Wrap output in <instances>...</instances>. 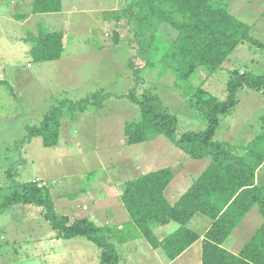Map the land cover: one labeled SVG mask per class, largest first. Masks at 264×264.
Returning <instances> with one entry per match:
<instances>
[{"label": "rangeland", "instance_id": "rangeland-1", "mask_svg": "<svg viewBox=\"0 0 264 264\" xmlns=\"http://www.w3.org/2000/svg\"><path fill=\"white\" fill-rule=\"evenodd\" d=\"M130 1L69 0V5H73L70 17L79 22L76 25L89 23L90 17L95 15L93 9H117L113 19L116 15L124 19L120 20L123 27L121 32L119 30V45L115 41L117 35H112L108 27L98 31L97 22H90L88 28L84 22L75 40L73 32L68 33L73 46L68 47L64 58L36 62L29 50L32 41L25 39L28 34L38 35L35 21L20 22L15 18V15L30 14L31 0H0V79L5 81L0 84V187L28 181H38L41 186L53 184L54 214L66 215L72 221L88 218L99 226L125 221L124 206L116 195L109 197L111 187L117 186L119 192L123 191L126 181L165 168H172L175 175L172 187L165 192L173 204L175 195H181L194 181L195 175L190 171L201 170L210 162V157L192 161L165 136L127 145L125 124L141 115L140 107L126 97L131 89L135 87L139 97L145 92L156 95L163 107L177 116V134L181 137L187 132L202 133L208 127L200 112L189 103L191 89L202 88L224 101L233 70L264 75V31L260 29H264L260 25L264 22L257 21L260 4L256 1L260 0H219L225 7L228 2L236 5V17L252 25L251 36L257 44H241L216 74L209 76L200 69L191 81L177 78L173 68L158 61L159 56L151 55L150 60L154 59L156 66L146 67V60L138 54L135 25L124 18L122 11ZM250 10L253 13L250 14ZM83 16L84 21L80 19ZM90 26L96 31L94 35L86 31H90ZM42 29L47 26L43 25ZM158 36L165 40L162 31ZM158 47L163 49L162 42ZM150 49L153 51L154 46ZM137 68L140 71H136ZM98 92L108 96L102 108L88 107L75 116L69 112L73 103ZM238 98L236 107L221 116L214 140L243 146L245 136H256L260 132L259 129L251 131L256 117L264 115V92L241 89ZM64 102L66 105L62 104ZM58 106L62 107L64 115H69L62 121L61 144L46 147L43 138L31 136L30 131L38 128L44 117ZM183 172L191 178L181 177ZM259 176L264 181V172ZM13 208L0 213V264H101V250L88 239H57L51 220L41 208ZM116 212L119 219L112 221L110 217L115 219ZM124 212L127 214L126 210ZM201 218L205 217L196 216L189 224L198 233L208 226L209 220L204 219V223ZM263 221L260 207L254 206L230 240L237 238L236 244H245ZM176 228L173 223L162 231L167 236ZM124 232L125 237L133 240L126 247L114 246L120 257L119 264H158L155 249L141 237L135 225H129ZM230 244H225L224 248L241 247ZM199 246L201 243L196 245L197 249ZM199 251L196 255L183 256L174 264H200Z\"/></svg>", "mask_w": 264, "mask_h": 264}, {"label": "trees", "instance_id": "trees-1", "mask_svg": "<svg viewBox=\"0 0 264 264\" xmlns=\"http://www.w3.org/2000/svg\"><path fill=\"white\" fill-rule=\"evenodd\" d=\"M62 5V0H33L31 14L59 13ZM133 6L123 10L124 18L135 25L134 38L136 41L139 39L138 54L146 60V67L156 66L155 60H150L151 55L159 56L158 61L173 68L182 81H191L200 69L212 76L222 69L238 46L257 44L251 36L252 27L232 15L219 0H136ZM15 18L24 20L27 15ZM42 28L38 29V35L28 34L26 39L32 41L30 52L33 60H60L64 53L63 34ZM161 31L165 40L158 36ZM171 35L174 38L170 39ZM115 41L118 42L117 36ZM160 42L162 50L158 47ZM152 46L153 51L150 49ZM146 56L149 57L146 59ZM136 71L140 70L137 68ZM230 74L224 101L202 88L191 89L189 103L208 124L202 133L187 132L178 137L177 116L169 113L151 92L139 97L134 87L126 96L140 107L141 112L139 119L125 124L127 145H138L165 136L192 161L210 157L208 167L175 203L171 204L165 195L175 175L172 168H165L124 184L120 201L130 218L125 224L101 227L88 218L72 221L66 215L57 216L54 214L55 186H41L38 181L0 187V213L13 210L15 206L41 208L51 220L57 239H88L101 250V264L120 263L112 239L118 243L128 242L130 239L124 236V230L129 225H135L153 249L161 250L168 261H174L202 238L189 227L196 216L202 215L205 217L201 218L202 222L209 220L202 239V264H264V222L238 254L223 247L254 206L260 207L264 219V187L256 184V173L264 163V130L243 155L214 140L221 116H226L236 107L241 89L264 92V75H253L244 70H233ZM4 83L0 80V84ZM107 97L98 92L73 103L69 112L75 116L88 107L102 108ZM62 104L66 105L65 102ZM67 116L61 106L56 107L44 117L38 128L30 131L31 136H41L46 147L59 146L62 121ZM173 223L177 228L167 236L165 234L163 239L155 234V227Z\"/></svg>", "mask_w": 264, "mask_h": 264}, {"label": "crops", "instance_id": "crops-1", "mask_svg": "<svg viewBox=\"0 0 264 264\" xmlns=\"http://www.w3.org/2000/svg\"><path fill=\"white\" fill-rule=\"evenodd\" d=\"M32 1L33 0H31V4H32ZM69 0H62V7H63V9H62V11L61 12H59V13H51V14H39V15H34V14H31V12H30V14L28 15V14H25V15H28L27 16V18L26 19H24V20H18V21H20V22H27V21H32L33 19H34V21H35V28L37 29V31H38V28H40V27H43V25H45V26H47V30H49V31H56V32H61L62 34H63V36H64V39H63V44H64V53H63V56H62V58H64V56H65V52L68 50V47H70V48H72V44L70 45V43H72L73 41L70 39L71 37L70 36H68V33L69 32H73V34L74 35H72V37H74V40H75V38H77L78 36H79V29L82 27V28H84V22H86L87 23V27L86 28H88V24H90V22H92L93 24H94V22L96 23L97 22V25H96V28H98V31H100V30H102V29H106L107 27L110 29V32H111V34L113 35H117V37H118V40H120V38H121V28L123 27L122 26V22L120 21L121 19H123L122 17H118V15H116V18L115 19H113V17H114V13H116V12H118V11H116L117 9H114V8H112V9H108V8H106V7H100V8H96V9H93L92 11V13H94L95 15H92V17H90V21H89V23L87 22V21H84L86 18L83 16L82 18H80V19H82L84 22L83 23H81V24H77L76 25V23H79L77 20H75L74 19V17H70L72 14H73V5L71 6V5H69V2H68ZM251 1H255V0H251ZM136 2V0H132V1H130V4L128 3L126 6L128 7L129 5H132L133 6V4ZM250 2V1H249ZM257 3H259L260 4V10L258 11V22H264V18L262 17V13L264 12V0H260V1H256ZM31 4H30V6H31ZM226 4V3H225ZM227 5H228V9H229V11H230V13L232 14V15H234L235 17H236V15H235V13L236 12H234V10H235V7H236V5L235 4H232V3H230V2H228L227 3ZM124 10V9H123ZM122 10V11H123ZM133 10H134V12H136V8H135V6H133ZM85 12H88V11H85ZM120 12V11H119ZM237 12H238V10H237ZM251 12H252V10H250V14H251ZM253 13V12H252ZM85 14H88V13H85ZM19 15H21V14H19ZM16 16H18V15H15V17ZM95 17V18H94ZM238 18V17H237ZM97 20V21H96ZM116 20H118V21H116ZM124 20V19H123ZM115 21H116V24H114L115 23ZM244 22V21H243ZM118 23V24H117ZM248 25H250L249 23H247ZM117 25H119V26H117ZM262 27H264V23H262V24H260ZM259 25V26H260ZM251 27H252V25H250ZM91 27V26H90ZM261 30H263L264 31V29L263 28H260ZM119 30H120V32H119ZM87 31V33H92V35H94L95 34V32L96 31H94V29H92V27L90 28V31L87 29L86 30ZM108 33H106V35H107ZM25 39H28V35L25 37ZM115 39H116V37H115ZM71 40V41H70ZM119 43H120V41H118L117 43H116V45H119ZM261 44V43H260ZM261 46V45H260ZM31 47H32V45L30 46V48H29V50H31ZM1 80V79H0ZM240 100V99H239ZM263 120H264V115L262 116L261 114H259L257 117H256V119H255V121H257L256 123H255V127H252L253 128V130L251 131V132H253L254 130H256V129H259L260 130V132L259 133H257V135L258 134H261L262 132H263V130H264V122H263ZM262 122V124L260 125V123L258 124V122ZM258 127V128H257ZM232 127H230V129H231ZM250 132V133H251ZM256 135V136H257ZM255 135H253V134H250L249 136H245L246 137V140L244 141V145L243 146H238V145H233V144H229L228 142H220V143H223V144H225L227 147H229V148H231V149H233L236 153H238V154H240V155H243V154H245L246 153V151H247V148H248V146H250L251 144H252V142L254 141V139H255V137H256ZM219 142V141H218ZM203 160V159H202ZM196 161H200V160H196ZM210 163V162H209ZM209 163L207 164V166L206 167H204L203 169H201V170H197V171H195V170H191L190 171V173H192L193 175H195V177H194V181L190 184V185H188L189 187L201 176V174L204 172V170L208 167V165H209ZM176 171H177V169L176 168H174ZM153 172H155V171H153ZM262 172H264V163L260 166V168L258 169V171H257V173H256V184H258L259 186H262V187H264V181L260 178V173H262ZM151 173V172H150ZM146 174H148V173H143L142 175H140V176H143V175H146ZM139 176V177H140ZM181 177H184V178H191V176H189L188 174H186L185 172H183V174L181 175ZM136 178H138V177H136ZM129 181V180H128ZM127 182V181H126ZM125 182V183H126ZM173 182L174 181H172V183H171V185H173ZM110 184H111V181H110ZM189 184V183H188ZM112 185H113V183H112ZM112 185H110V187L112 186ZM171 185H169V187L167 188V190L170 188V187H172ZM109 187V188H110ZM189 187L181 194V195H175V197L174 198H176V201L189 189ZM116 188H117V186L115 187V186H112L111 187V190L109 191L110 193V195H109V197L110 196H117V198L119 199V201H120V195H121V193L123 192V191H120L119 192V188H117L118 189V191L116 190ZM124 189V188H123ZM166 190V191H167ZM108 192V191H107ZM175 201V202H176ZM174 202V203H175ZM120 203H121V201H120ZM122 204V203H121ZM172 204V203H171ZM123 207V206H122ZM123 210V209H122ZM253 210V209H252ZM252 210L249 212V214L243 219V221L241 222L242 224H243V222H245V220L249 217V215H251V213H252ZM125 210H123V214H125L126 216H127V219L125 220V221H122V222H118V223H103V224H101L100 226L101 227H105V226H116V225H121V224H125L126 222H128L129 221V215H128V213L126 214V212H124ZM117 213L118 212H116V217H115V219H113V218H111L110 217V219L112 220V221H118V219H119V217L117 216ZM264 222V221H263ZM263 222L262 223H260L259 225H258V227H256V230L251 234V235H249V237H248V239H247V241H246V243L245 244H243V245H238V244H236L237 243V238L235 239V241H233V240H230V238L232 237V235H235L236 233H237V231H238V229H239V227L242 225L241 223H240V225L233 231V233L229 236V238L226 240V242L223 244V247H224V245L225 244H227V243H231L230 244V246H235V245H238V246H236L237 248H239L240 246V248L239 249H235V250H229V249H226V250H228L229 252H231V253H233V254H238L240 251H241V249L250 241V239L252 238V236L255 234V232L262 226V224H263ZM171 225L172 224H170V225H168V226H166V227H160V228H158L159 226H157V227H155L154 228V231L155 232H157L156 233V235L160 238V239H163L164 238V236H165V234H166V232H163L162 230L163 229H167V227H171ZM99 226V225H98ZM207 229L208 228H205L204 229V231L203 232H201V233H198V234H200L201 236H202V238L199 240V241H197L195 244H193L189 249H187L180 257H178L177 259H175L174 261H168L166 258H165V256H164V253L161 251V250H154V256L157 258V263L158 264H174L176 261H178V259H180V258H182L183 256H186V255H190V256H192V255H196L197 253H198V251H199V255L202 257V239H203V236H204V234H205V232L207 231ZM142 237V236H141ZM242 237H243V233L242 234H240V237H238V239L240 240V239H242ZM113 241V243L115 244V246H124V247H126L125 245H127L128 244V242H130L131 240H133V239H128L129 241L128 242H125V243H118V241L116 240V239H112ZM198 243H201V246H199V249H197V247H196V245L198 244ZM133 250V249H132ZM159 251H161L162 252V254L159 252ZM200 264H202V261H201V263Z\"/></svg>", "mask_w": 264, "mask_h": 264}]
</instances>
